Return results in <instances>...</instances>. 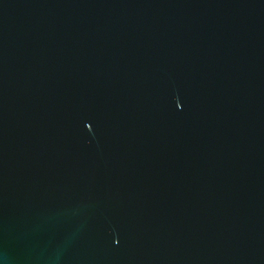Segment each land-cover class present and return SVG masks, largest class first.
<instances>
[{
	"label": "water",
	"instance_id": "water-1",
	"mask_svg": "<svg viewBox=\"0 0 264 264\" xmlns=\"http://www.w3.org/2000/svg\"><path fill=\"white\" fill-rule=\"evenodd\" d=\"M0 264H264V0H0Z\"/></svg>",
	"mask_w": 264,
	"mask_h": 264
}]
</instances>
